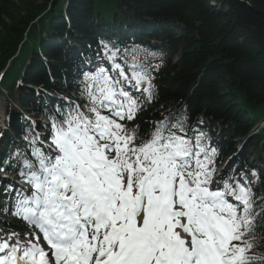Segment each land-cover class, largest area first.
Wrapping results in <instances>:
<instances>
[{"label": "snow or ice", "instance_id": "1", "mask_svg": "<svg viewBox=\"0 0 264 264\" xmlns=\"http://www.w3.org/2000/svg\"><path fill=\"white\" fill-rule=\"evenodd\" d=\"M101 45L111 67L83 73L49 142L30 133L28 154L0 161L27 185L3 188L0 210L29 226L0 234V264H264V197L247 174L218 177L186 117L131 123L154 98L150 66Z\"/></svg>", "mask_w": 264, "mask_h": 264}, {"label": "trees", "instance_id": "2", "mask_svg": "<svg viewBox=\"0 0 264 264\" xmlns=\"http://www.w3.org/2000/svg\"><path fill=\"white\" fill-rule=\"evenodd\" d=\"M101 41L150 66L154 98L131 123L186 117L217 150L215 169L227 162L225 172L248 181L254 169L253 192L264 197V129L254 133L264 120V0H0V72L8 65L0 161L25 154L24 137L49 134L50 116L77 101Z\"/></svg>", "mask_w": 264, "mask_h": 264}, {"label": "rangeland", "instance_id": "3", "mask_svg": "<svg viewBox=\"0 0 264 264\" xmlns=\"http://www.w3.org/2000/svg\"><path fill=\"white\" fill-rule=\"evenodd\" d=\"M103 54H105L104 53V50H103ZM110 54V53H109ZM118 58V56L116 57V59ZM108 62H110L111 63V61H109L108 60ZM130 64V63H129ZM100 65H101V63H100ZM129 90L130 91H132L133 93L136 91L135 89H132L131 87H129ZM1 104H3V110H5V107H6V105H5V103H4V99L3 98H1L0 97V105ZM5 106V107H4ZM5 113H3V115H4ZM6 114H5V116H4V118L2 119V120H0V130H2V128H3V126H4V124H2L3 122H5L6 123ZM263 121V120H262ZM261 121V122H262ZM260 122V123H261ZM259 123V124H260ZM2 135H3V133L1 132L0 133V138L2 137ZM47 143V142H46ZM0 148H1V146H0ZM264 157V155H262V158ZM1 181H3V178H1L0 177V182ZM8 182H12V180H8ZM15 183V182H14ZM7 221H13L15 224H17L18 222H21V225H22V227H19V228H17V232L20 234V238L21 239H24L25 238V234L26 233H28L29 232V226L23 221V220H21V219H19V218H17L16 216L14 217V220H12V218L11 217H9V218H7ZM20 226V225H19ZM0 234H3L1 231H0ZM4 234H8V233H4Z\"/></svg>", "mask_w": 264, "mask_h": 264}, {"label": "bare ground", "instance_id": "4", "mask_svg": "<svg viewBox=\"0 0 264 264\" xmlns=\"http://www.w3.org/2000/svg\"><path fill=\"white\" fill-rule=\"evenodd\" d=\"M6 111H7V106L5 107V110H3V104H1L0 105V120H2L3 118H4V116H5V114H6ZM3 113H5L4 115H3ZM2 124H4V126H3V128H2V130H0V133L2 132H4V131H6L7 130V124L5 123V122H3ZM3 136V135H2ZM2 139V137L0 138V140ZM1 146V145H0ZM22 186V185H21ZM24 186V185H23Z\"/></svg>", "mask_w": 264, "mask_h": 264}]
</instances>
